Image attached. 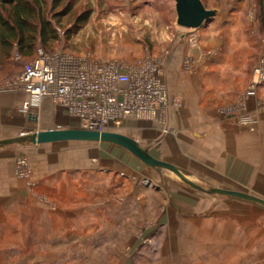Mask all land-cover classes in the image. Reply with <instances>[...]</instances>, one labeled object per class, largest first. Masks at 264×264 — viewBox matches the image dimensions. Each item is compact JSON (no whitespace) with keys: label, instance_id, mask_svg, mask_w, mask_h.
Instances as JSON below:
<instances>
[{"label":"rangeland","instance_id":"obj_1","mask_svg":"<svg viewBox=\"0 0 264 264\" xmlns=\"http://www.w3.org/2000/svg\"><path fill=\"white\" fill-rule=\"evenodd\" d=\"M45 1L46 16L60 38L48 47L39 44L35 53L40 47L48 53L90 52L125 65L152 58L161 67L166 88L167 58L172 57L185 70L187 86L202 88L204 101L219 102L216 109L215 103L208 107L218 118L205 117L203 129L216 119L227 125L225 131L235 129L234 150L242 153L249 142L245 133L258 127L250 118L264 115V0H203L218 15L199 29L177 24L175 0ZM17 55V48L9 55L0 44L2 103L17 90L11 82L29 60ZM150 123L137 127L138 132L135 126L122 132L167 161V105ZM21 132L0 125V139ZM231 139L221 129L214 145L228 156L217 157L214 165L211 158L192 162L181 171L205 188L264 199V158L253 157V167L245 168L243 158H231ZM255 140L257 148L264 146V136ZM68 143L69 150H82L90 142ZM36 147L0 148V155L13 156L17 174L28 186L0 198V264H264L263 205L204 193L174 172L150 166L148 177L94 174L85 179L73 173L57 187L49 184L40 190L30 177Z\"/></svg>","mask_w":264,"mask_h":264},{"label":"crops","instance_id":"obj_2","mask_svg":"<svg viewBox=\"0 0 264 264\" xmlns=\"http://www.w3.org/2000/svg\"><path fill=\"white\" fill-rule=\"evenodd\" d=\"M173 59L172 57L167 58V138L164 139L167 144V162L176 165L180 170H182V166L190 167L192 162L203 164L202 159H214L211 162V165H214L217 157L228 156V153L222 152L223 147L214 145V141L216 142V137L222 129L225 133H229L232 137L231 141L234 143L233 149L231 148L233 152L229 150L232 153L231 158H243L244 167L252 168L253 164L250 159L255 156L264 158V146L260 144V148H257L255 143L257 136L260 139L264 136V115L261 118V113H258V117L250 118V124L255 127L258 125V127L255 132L245 133L244 139L249 142L245 143L242 153L234 150L237 137L235 129L225 131L227 125L221 124L222 127L217 119V121L210 120L208 122L207 130L202 127L205 117L218 118L216 114L218 112L208 107L215 103L216 109L219 102L204 101L202 88L198 89L196 85L192 84L187 86L185 70L180 68ZM27 101L31 103V106L29 110L25 111L23 105ZM150 122L131 121L128 124L135 126L132 128L138 132L140 128L137 127L151 124ZM79 123V119L69 113L65 107L57 105L47 98H34L21 89H17L9 95L3 103L0 100V125L23 129L21 134H24L25 131L28 133L47 129L80 128ZM199 132H206L207 136H196ZM132 137L134 138V136ZM148 138L146 136L144 140ZM134 139L143 145L138 138ZM67 146H69L68 142L37 145V152L29 160V166L31 180L40 190L49 184H54L57 187L59 181L63 182L72 178L73 173L85 179L93 177L94 174V177L99 176L100 178L115 174L117 177L123 175L126 180L138 179L140 176L148 177L146 173L149 166L119 145L108 142H90L82 150L78 149L79 151L69 150ZM149 152L153 155L151 150ZM16 169L13 156L0 155V198L5 195L12 196L28 188L26 179L20 178Z\"/></svg>","mask_w":264,"mask_h":264},{"label":"built area","instance_id":"obj_3","mask_svg":"<svg viewBox=\"0 0 264 264\" xmlns=\"http://www.w3.org/2000/svg\"><path fill=\"white\" fill-rule=\"evenodd\" d=\"M161 76V67L152 58L125 65L95 58L90 52L48 53L39 48L11 83L34 98L65 107L81 128L122 132L132 128L131 121L154 120L167 105L168 89ZM30 106L27 101L23 109ZM20 173L25 175V170Z\"/></svg>","mask_w":264,"mask_h":264},{"label":"water","instance_id":"obj_4","mask_svg":"<svg viewBox=\"0 0 264 264\" xmlns=\"http://www.w3.org/2000/svg\"><path fill=\"white\" fill-rule=\"evenodd\" d=\"M177 24L185 28L199 29L218 15L217 9H209L203 0H175ZM57 142H108L119 145L152 168H165L174 172L189 186L207 194H219L243 198L264 206V199L256 195L226 188H205L189 179L176 165L153 156L132 136L124 132L98 131L84 128L47 129L0 139V148L13 145H40Z\"/></svg>","mask_w":264,"mask_h":264},{"label":"trees","instance_id":"obj_5","mask_svg":"<svg viewBox=\"0 0 264 264\" xmlns=\"http://www.w3.org/2000/svg\"><path fill=\"white\" fill-rule=\"evenodd\" d=\"M45 3V0H0V44L9 55L17 48L21 58L31 60L37 56L39 49L36 53L35 49L39 44L48 47L59 40L53 20L46 16ZM54 17L60 20V15Z\"/></svg>","mask_w":264,"mask_h":264}]
</instances>
